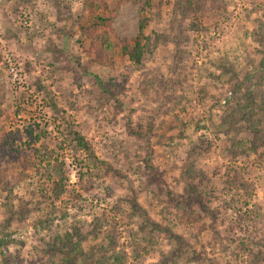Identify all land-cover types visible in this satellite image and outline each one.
Masks as SVG:
<instances>
[{
	"label": "rangeland",
	"instance_id": "374dc122",
	"mask_svg": "<svg viewBox=\"0 0 264 264\" xmlns=\"http://www.w3.org/2000/svg\"><path fill=\"white\" fill-rule=\"evenodd\" d=\"M149 1L0 0V264H264V0Z\"/></svg>",
	"mask_w": 264,
	"mask_h": 264
},
{
	"label": "trees",
	"instance_id": "16d2710c",
	"mask_svg": "<svg viewBox=\"0 0 264 264\" xmlns=\"http://www.w3.org/2000/svg\"><path fill=\"white\" fill-rule=\"evenodd\" d=\"M187 4H189V0L180 1L179 2L180 10H182L183 7L186 8ZM139 5H140V11L142 15L140 19L138 20L137 32L135 36L127 44L122 46V49L124 50L127 59L137 65L142 62L146 54V50L148 49L150 44L153 42H156V37H155L156 34L155 35L144 34V31L147 29V25H148L147 12L149 10L150 1L149 0H139ZM260 68H261L260 70H261L262 75H264V56L261 58ZM260 108H262L264 111V99L261 102ZM257 130L258 132H261L262 135H264V126ZM74 139L76 141V144L81 149H84V150L88 149L87 143L77 133H75ZM60 189H61V186H59L56 196H58V192L60 191Z\"/></svg>",
	"mask_w": 264,
	"mask_h": 264
}]
</instances>
